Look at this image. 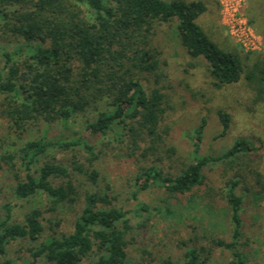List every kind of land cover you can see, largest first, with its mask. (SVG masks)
Masks as SVG:
<instances>
[{
	"label": "trees",
	"instance_id": "obj_1",
	"mask_svg": "<svg viewBox=\"0 0 264 264\" xmlns=\"http://www.w3.org/2000/svg\"><path fill=\"white\" fill-rule=\"evenodd\" d=\"M207 11L204 2L184 0H0V122L7 127L0 190L6 185L23 210L14 213L17 203L0 209V264H249L238 191L258 148L238 138L222 154L201 155L203 120L186 154L167 124L160 87L167 29L206 64L216 88L246 80L254 103L264 102V55L250 66L252 54L219 46L199 24ZM218 120L216 139L232 118L220 109ZM115 152L136 167L132 197L158 189L154 212L172 237L190 234L176 261L134 249L130 215L146 213L148 222L153 210L116 204L102 169ZM251 173L255 187L246 191L259 205L264 177ZM70 212V228L58 232ZM14 244L28 258L12 259Z\"/></svg>",
	"mask_w": 264,
	"mask_h": 264
},
{
	"label": "rangeland",
	"instance_id": "obj_2",
	"mask_svg": "<svg viewBox=\"0 0 264 264\" xmlns=\"http://www.w3.org/2000/svg\"><path fill=\"white\" fill-rule=\"evenodd\" d=\"M168 2L174 0H165ZM201 1L208 6V11L199 19V24L208 35L223 49L236 47L243 56L252 54L249 65L255 62L259 53H248L242 49L228 34L222 25V18L217 0H184ZM246 15L250 26L254 32L264 41V0H246ZM164 29L161 34L164 40L163 47V71L165 76L162 78L160 87L167 95V124L172 128L175 144L190 154L194 150L196 138L195 130L204 123L203 138L200 143L201 155L217 156L225 152L238 138L251 140L258 148L247 162L249 173L243 180V185L238 191L245 197L242 218L245 225L248 247L245 253L249 258V264H264V202L259 205L254 203L252 194L247 193V189L255 187V182L251 170L258 171L264 177V102L254 103L255 93L248 86L246 80H241L237 84L224 86L218 89L214 86L213 80L209 77L207 66L202 60L191 59L181 47L180 43ZM242 50H241V49ZM146 88L153 87V84L144 83ZM222 109L230 114L232 118L231 127L228 134L223 138L216 137L221 133L218 120V111ZM81 127H74L78 130ZM0 132L5 134L7 127L0 122ZM57 132V131H56ZM168 165L170 162L167 163ZM104 175L115 185L117 197L116 204L126 210H135L140 204L149 205L153 210L159 203L161 192L156 188L143 192L135 200L132 197L134 191L135 165L118 156V153H111L109 158L103 163ZM264 182V180H263ZM15 201V202H14ZM17 203L14 213L19 216L23 210L22 202L13 199L10 190L2 184L0 190V209L5 204ZM134 226V239L137 244L134 246L136 251L148 249L156 251L168 257L173 255L175 261L182 255L183 250L179 248V242L185 241L190 234L184 231L180 236L172 237L174 231L168 228V223L162 220L161 216L152 211L151 220L146 221L147 214L143 213L140 218L134 213L130 215ZM64 224L57 228L58 232L66 231L70 228L74 220V214L63 215ZM208 218L206 219V222ZM142 222L146 223L147 228H141ZM170 225L178 224V219L170 220ZM177 241V242H175ZM177 243V246L176 244ZM179 243V244H178ZM22 247L23 244H14L10 248V257L16 261L28 258ZM177 263V262H176ZM44 264V262H41Z\"/></svg>",
	"mask_w": 264,
	"mask_h": 264
},
{
	"label": "built area",
	"instance_id": "obj_3",
	"mask_svg": "<svg viewBox=\"0 0 264 264\" xmlns=\"http://www.w3.org/2000/svg\"><path fill=\"white\" fill-rule=\"evenodd\" d=\"M222 25L229 36L248 53L264 55V41L249 24L246 0H217Z\"/></svg>",
	"mask_w": 264,
	"mask_h": 264
}]
</instances>
